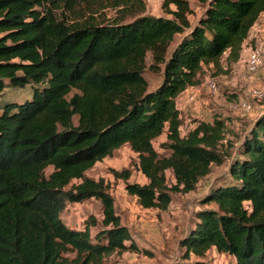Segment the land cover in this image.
I'll list each match as a JSON object with an SVG mask.
<instances>
[{"label":"trees","instance_id":"trees-1","mask_svg":"<svg viewBox=\"0 0 264 264\" xmlns=\"http://www.w3.org/2000/svg\"><path fill=\"white\" fill-rule=\"evenodd\" d=\"M192 3L200 8L195 21ZM145 7L144 0H0V264L149 255L122 224L104 180L87 176L125 145L148 181L126 184L143 209L166 211L174 193L194 191L228 164L201 200L175 264L213 248L232 264H264V110L234 142L219 117L182 136L177 106L204 68L240 60L264 0H163L171 18L145 15ZM148 70L161 78L153 89ZM26 89L25 99L7 98ZM164 134L160 155L154 142ZM112 172L130 178L128 170ZM91 199L103 207L98 232L93 217L83 230L68 227L67 205ZM200 260L194 264H211Z\"/></svg>","mask_w":264,"mask_h":264},{"label":"rangeland","instance_id":"rangeland-1","mask_svg":"<svg viewBox=\"0 0 264 264\" xmlns=\"http://www.w3.org/2000/svg\"><path fill=\"white\" fill-rule=\"evenodd\" d=\"M145 15L153 17L171 18L162 9L163 0H144ZM194 14L190 16L195 21L200 13V8L192 3ZM173 9H175L173 7ZM113 14L110 12L109 16ZM264 45V41L257 42L255 45ZM253 45V46H255ZM252 47V46H251ZM246 57V56H245ZM242 57V58H245ZM151 61V55H148V65ZM223 68L221 70L208 69L202 73L201 84L196 90V101L189 104L194 106L193 110H184L182 113L181 134L185 136L190 130L191 125L196 126L198 121L212 122L219 117L224 120L228 128V138L234 142H239L240 137L249 130L256 118L264 110V98L261 101L254 99L251 93L254 89L264 91V76L258 81L257 77L247 72L246 65L240 60L226 66L222 60ZM264 73L263 67L259 71ZM258 72V73H259ZM145 78L149 83V88H155L161 78L148 70ZM213 80L218 86V92L214 93L207 86V81ZM29 90H9L8 99H25ZM245 101L252 105V112L245 113L242 110L234 109L239 102ZM77 124V118H75ZM166 142L165 134L154 142V147L160 155H167L162 144ZM138 156L130 149L128 145L116 150L111 157L105 158L97 163L87 176L96 181L104 180L105 186L110 196L114 199L115 210L122 219V224L127 226L133 234L134 241L145 253L126 252L122 255L114 254L105 260V264H175L183 261L185 250L181 247V240L187 234L189 228L194 223L197 210L201 206V200L206 196L214 179L219 175L227 176L228 164L214 167L213 172L200 180L196 189L190 193H174L172 202L166 211L155 209H143L137 201V198L128 194L126 190L127 183L146 184L147 178L139 169ZM113 170L122 172L130 171V178L126 182L123 179H116ZM51 169L47 170V174ZM169 186L175 184V179L171 171L166 173ZM93 217L97 224L91 226L92 234L95 235L101 228L103 219V207L99 200L91 199L81 204H68L61 215L65 224L75 230H83L87 223L93 225ZM88 220H90L88 222ZM197 260L193 257L189 262L194 264ZM211 264H232L233 258L219 253L215 248L211 249L205 257L200 260Z\"/></svg>","mask_w":264,"mask_h":264},{"label":"built area","instance_id":"built-area-1","mask_svg":"<svg viewBox=\"0 0 264 264\" xmlns=\"http://www.w3.org/2000/svg\"><path fill=\"white\" fill-rule=\"evenodd\" d=\"M241 60L246 65L247 72L250 75L257 74L263 67V63H264V45L261 44L250 47L246 57L245 58L241 57ZM207 86L214 93L218 92V86L215 83V81L208 80ZM197 87H193L192 88L193 90L187 94L186 98L189 102L194 103L196 101L197 99L195 92L196 90L194 89ZM251 96L256 100L261 101L264 98V91L261 89H254L251 93ZM234 109L242 110L245 113H251L252 105L248 102L241 101L239 102V104L235 105Z\"/></svg>","mask_w":264,"mask_h":264},{"label":"crops","instance_id":"crops-1","mask_svg":"<svg viewBox=\"0 0 264 264\" xmlns=\"http://www.w3.org/2000/svg\"><path fill=\"white\" fill-rule=\"evenodd\" d=\"M263 42L264 41V15H262L260 17V19L257 21V23L255 24V26L252 28L251 32H250V36L248 37V39L246 40V42L244 43L243 46V50L241 53V57H245L248 52H249V48L253 45H255V43L257 42ZM225 61V58L223 59ZM208 69H212L211 67H209ZM204 71H206V68H204ZM257 77V81L258 79L261 80L263 79L262 77L264 76V73H257L254 75V77ZM193 88V87H192ZM187 89L178 99H177V106L178 109L181 112V108L184 107V110H193L194 106L192 104H189L186 101V96L189 92H191L193 89ZM192 103V102H191ZM182 113H181V117H182ZM195 126L191 125V129H193Z\"/></svg>","mask_w":264,"mask_h":264}]
</instances>
